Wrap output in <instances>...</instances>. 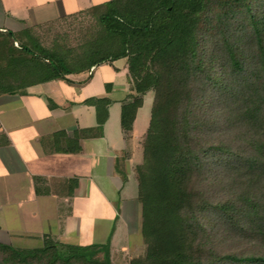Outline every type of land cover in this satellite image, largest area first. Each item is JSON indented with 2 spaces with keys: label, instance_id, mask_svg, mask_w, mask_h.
<instances>
[{
  "label": "trees",
  "instance_id": "trees-1",
  "mask_svg": "<svg viewBox=\"0 0 264 264\" xmlns=\"http://www.w3.org/2000/svg\"><path fill=\"white\" fill-rule=\"evenodd\" d=\"M83 13L96 31L76 50L8 47L17 38L0 33V95L125 59V138L153 95L134 168L145 253L128 264H264V0H108ZM106 105L98 99V127L78 138L101 136ZM0 254V264H112L109 241L0 244Z\"/></svg>",
  "mask_w": 264,
  "mask_h": 264
},
{
  "label": "crops",
  "instance_id": "crops-1",
  "mask_svg": "<svg viewBox=\"0 0 264 264\" xmlns=\"http://www.w3.org/2000/svg\"><path fill=\"white\" fill-rule=\"evenodd\" d=\"M107 1L0 0V33L14 35L19 44L43 46L40 29ZM98 75L108 80L100 82V91ZM129 89L121 59L120 67L104 63L0 95V244L36 249L44 241L73 246L109 241L110 252L120 246L121 258L112 256V264L129 263L132 239L140 237V205L127 143L141 147L145 133L132 128L125 138L122 132L121 103ZM98 99L107 101L101 136L78 138V131L98 127ZM115 106L119 111L111 120ZM124 188L127 197H120ZM120 201L136 211L133 228Z\"/></svg>",
  "mask_w": 264,
  "mask_h": 264
},
{
  "label": "rangeland",
  "instance_id": "rangeland-1",
  "mask_svg": "<svg viewBox=\"0 0 264 264\" xmlns=\"http://www.w3.org/2000/svg\"><path fill=\"white\" fill-rule=\"evenodd\" d=\"M96 31V26L93 17H91L88 13H82L78 16H72L71 18H65L63 20H60L56 22L52 28L46 27L44 29H40L38 31V35L40 37V40L43 42V46L46 48H52L53 41L58 40L62 41L64 43L65 48H73L76 50L79 45H81L83 42H85L88 39V36H91ZM19 43L17 42H9L8 47L18 48L17 46ZM115 63L116 67H120L121 65V59H117L112 61ZM108 81L106 79V76H99L98 75V91L101 89L100 82ZM116 95V94H115ZM152 99L153 95L152 92H148L143 96V103L142 106L137 110L135 123L132 125L131 130L134 134H143L148 126L149 123V117H150V108L152 105ZM116 110L119 111V107H114L111 111V120L115 117ZM111 122V121H110ZM128 145V151L131 152V166L135 167L137 164L141 162L142 159V151L141 147L138 145L134 146V143L132 141L127 143ZM130 183V182H129ZM128 188V187H127ZM134 193V192H133ZM128 195V194H127ZM120 197H127L126 196V188H124L120 194ZM132 203L120 201L119 208L123 213L128 211V219H129V227L133 228L135 226V220L137 218L136 211L134 208H131ZM135 211V212H134ZM116 225V224H115ZM115 228V226H114ZM104 233V230H103ZM140 234V231H139ZM104 235V234H103ZM104 239V236H103ZM134 243L132 244V254L130 257H139L143 256L145 253V246L142 243L141 235L136 237V239H132ZM236 242V241H235ZM58 244V243H57ZM118 248L114 249L110 252V256L114 257V261L116 258H121L119 256L120 246H117ZM254 244L252 245H246L244 247L245 249L253 248ZM230 248L234 249L235 251L239 249V246H234L230 244ZM60 252L62 250H59ZM119 256V257H117ZM2 256L0 254V260ZM130 258V259H131ZM34 264H39L34 263Z\"/></svg>",
  "mask_w": 264,
  "mask_h": 264
}]
</instances>
